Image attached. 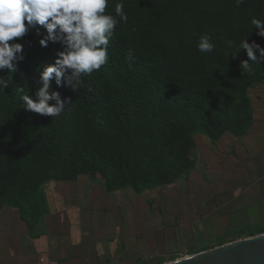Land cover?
<instances>
[{
	"label": "trees",
	"instance_id": "obj_1",
	"mask_svg": "<svg viewBox=\"0 0 264 264\" xmlns=\"http://www.w3.org/2000/svg\"><path fill=\"white\" fill-rule=\"evenodd\" d=\"M117 3L128 19L116 17L106 64L75 90L63 78L50 81L49 94L63 105L55 117L26 110L21 97L37 99L40 73L62 45L42 47V28L10 41L23 45L24 58L15 71L0 70L9 81L0 89L1 201L37 215L42 184L79 173L98 175L107 191L168 184L192 167L186 154L195 133L240 137L251 124L247 89L264 81V57L257 52L248 73L240 68L246 52L237 49L246 36L264 47L251 24L264 19V0L239 7L235 0H108L105 13L115 16ZM203 35L212 52L198 50ZM260 233L264 227L248 236Z\"/></svg>",
	"mask_w": 264,
	"mask_h": 264
},
{
	"label": "rangeland",
	"instance_id": "obj_2",
	"mask_svg": "<svg viewBox=\"0 0 264 264\" xmlns=\"http://www.w3.org/2000/svg\"><path fill=\"white\" fill-rule=\"evenodd\" d=\"M247 95L260 120L264 81ZM240 137L195 133L192 167L138 193L79 173L42 184L37 215L0 199V264H170L249 237L264 227V133L253 147Z\"/></svg>",
	"mask_w": 264,
	"mask_h": 264
},
{
	"label": "clouds",
	"instance_id": "obj_3",
	"mask_svg": "<svg viewBox=\"0 0 264 264\" xmlns=\"http://www.w3.org/2000/svg\"><path fill=\"white\" fill-rule=\"evenodd\" d=\"M242 3L243 0H235L237 7ZM107 6L108 0H0V70L7 69L11 73L23 60V45L10 41L25 36L29 28L37 32L41 28L44 30L45 36L39 40L42 47H46L49 41L62 45L55 62L45 66L40 73L42 86L36 91L37 99L33 100L28 95L21 97L26 110L57 116L63 105L58 93L49 94L50 81L54 79L60 85L63 78L65 84L75 90L82 85L84 76L106 64L109 41L119 22L116 17L125 22L128 19L123 3L115 5V16L105 13ZM251 24L257 29V35L264 37V19L253 17ZM246 37L237 50H244L248 58L241 62L240 68L251 73L249 62L258 63L256 53L264 57V47L254 40L249 42ZM214 47L209 36L200 37V52H212ZM126 58L130 62L134 60L131 51ZM8 84L9 81L0 78V89ZM50 99H56L57 103L50 105Z\"/></svg>",
	"mask_w": 264,
	"mask_h": 264
},
{
	"label": "water",
	"instance_id": "obj_4",
	"mask_svg": "<svg viewBox=\"0 0 264 264\" xmlns=\"http://www.w3.org/2000/svg\"><path fill=\"white\" fill-rule=\"evenodd\" d=\"M174 262L177 264H264V233L228 242Z\"/></svg>",
	"mask_w": 264,
	"mask_h": 264
},
{
	"label": "crops",
	"instance_id": "obj_5",
	"mask_svg": "<svg viewBox=\"0 0 264 264\" xmlns=\"http://www.w3.org/2000/svg\"><path fill=\"white\" fill-rule=\"evenodd\" d=\"M254 108V107H253ZM264 114V110L262 111ZM264 133V116L263 118H260V120H257L255 112L253 113L252 123L247 128L245 135H243L240 138L242 141L248 142L249 147H253L255 145L254 138L260 137L261 134ZM260 147L264 148V142L257 143Z\"/></svg>",
	"mask_w": 264,
	"mask_h": 264
}]
</instances>
